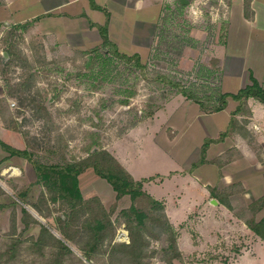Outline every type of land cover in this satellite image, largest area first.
<instances>
[{
  "label": "rangeland",
  "instance_id": "1",
  "mask_svg": "<svg viewBox=\"0 0 264 264\" xmlns=\"http://www.w3.org/2000/svg\"><path fill=\"white\" fill-rule=\"evenodd\" d=\"M220 5V0H190L187 4L170 0L160 23L157 42L143 61L144 65L116 55L110 46H101L103 51L110 50L113 58L103 70L98 62L93 64V69L86 65L88 55L83 49L57 43L47 45L41 32L31 31L30 27L14 30L12 26H3L0 118L3 126L13 134L4 141L28 150L33 159L45 163L79 160L88 157L94 148L106 149L119 160L114 149L122 150L120 140L128 129L139 121L151 120L168 98L182 94L168 80L179 79L186 87L194 81L200 87V84H217L213 77L207 79L199 74L198 69L207 62L213 64L209 44L222 38L226 28L227 17L223 16ZM7 46H12L13 54L3 58ZM126 98L127 103L123 101ZM144 129L149 127L144 126ZM153 145L151 135L137 137L136 142L125 140L122 147L129 153L132 168L137 167L145 173L170 168L167 158ZM83 172L80 181L86 200L97 196L93 192L95 188L105 193L114 192L111 184L93 167ZM129 198L131 205L132 198ZM106 200L107 205L102 202L103 208L115 221L113 240L118 242L117 226L128 218L121 210L130 205L122 207L124 204L119 203L118 198L113 200L112 196H107ZM149 200L143 195L135 203L149 216L161 214L162 209L152 208ZM103 208L91 201L70 220L68 204L53 200L47 187L37 182L32 161L25 156L11 155L0 145V264H128L121 258H111L108 252L111 243L107 241L103 245L105 252L87 259L78 249H73L74 242L68 241L73 249L68 252L49 234H41V226L45 224L55 236L63 237L60 227L65 226L83 243L87 239L83 221L91 215H102ZM61 216H65L67 222ZM148 221L152 222V217ZM147 229L155 236L161 235L157 239L158 248L152 247L157 250L153 259L157 264H202L206 260L227 261L232 255L226 253L232 243L218 247L222 244L220 240L207 252L199 251L182 258L176 256L171 262L167 258L162 260L166 257L163 247L167 244V233L160 231V225ZM196 231H192L194 238L199 236ZM242 244H245L242 238L234 243L237 248Z\"/></svg>",
  "mask_w": 264,
  "mask_h": 264
},
{
  "label": "crops",
  "instance_id": "2",
  "mask_svg": "<svg viewBox=\"0 0 264 264\" xmlns=\"http://www.w3.org/2000/svg\"><path fill=\"white\" fill-rule=\"evenodd\" d=\"M94 1L104 9L91 0H0V39L3 26L33 20L30 30L40 31L47 45L86 50L101 45L98 25L107 22L109 38L121 52L138 53L142 61L148 58L170 0ZM220 8L227 25L222 38L209 44L213 64L207 65L217 68V82L224 92L236 93L251 83V75L264 85V0H222ZM12 135L0 118V138L7 140ZM145 135L153 136V146L167 158L169 169L145 173L131 167L129 153L122 146L127 139L136 142ZM207 139L211 141L205 161L194 167ZM120 143L122 150L114 149V153L133 177H152L144 181L143 189L163 201L177 231L180 258L207 252L221 240L216 247L232 243L226 252L232 255L227 261L206 260L202 264H264V239L248 224L264 217L263 101L251 96L241 103L229 96L225 108L208 112L198 102L176 93L151 120L130 127ZM83 173L79 183L85 194L80 181ZM93 192L105 205L107 196L117 198L115 190L105 193L95 188ZM129 196L118 199L122 207L130 205ZM125 225L123 221L117 229L128 230ZM193 230L198 231V237L194 238ZM128 236L129 240L117 241L129 242V230ZM241 238L245 244L237 248L234 243ZM151 240L158 248L157 239ZM156 254L146 264H157L153 260Z\"/></svg>",
  "mask_w": 264,
  "mask_h": 264
},
{
  "label": "trees",
  "instance_id": "3",
  "mask_svg": "<svg viewBox=\"0 0 264 264\" xmlns=\"http://www.w3.org/2000/svg\"><path fill=\"white\" fill-rule=\"evenodd\" d=\"M91 1L95 7L104 9L103 6L98 5L94 0ZM32 23L33 20L16 23L12 24V28L14 30H25L29 28ZM98 27L103 40L101 45L84 50V53L88 55V60L86 61L87 66L93 69V64L98 62L103 70V68H105V66L112 61L113 58L111 51H103L101 50V46H110L113 49L112 52L116 55L123 57L126 60L134 59L138 65H144L140 54H128L121 52L118 49V46L109 38L107 22L99 24ZM5 51L12 56V46H7ZM2 57L5 58L4 55ZM198 73L203 76H207V79L210 77H213L214 80L218 79V71L216 67L202 64L198 69ZM251 80L250 84L239 89L236 93L222 91L218 82L217 84H212V86L209 84H200V87L197 85V82L194 81L191 83V86L186 87L179 79L168 81H170L172 85L176 86L178 91L188 99L198 102L204 111L211 112L225 108L229 96L240 100L241 103L251 96L264 102V85L260 84V82L253 75H251ZM23 86H27V84ZM123 101L126 103L128 102L127 98L123 99ZM210 141V139H207L204 142L202 147V158L200 161L194 163V167L205 161L204 155ZM0 145L11 155L18 154L25 156L32 161L37 171V182H41L47 187V189L51 192V198L53 200H61L63 203L68 204L71 209L69 214L70 220L75 218L79 209H84L91 201H96L102 208L104 207L99 196H94L89 200H86L83 196L79 183V175L88 167H93L94 171L99 176L105 178L112 185L116 191V197L118 199L126 194H129L132 198L131 205L121 210V212L128 217L125 221L130 235L129 242H116V240H113L116 230V226L114 225L115 222L109 218V214L106 213L104 208L102 215H91L83 221V233L87 236V239L83 243L75 239L74 234L71 233L70 230H67L65 226L60 227V231L63 234V237L61 238L55 236L49 227L42 224L41 234L44 232L49 234L52 238L57 240L65 251H73L71 245L68 243V241H72L78 249L81 250L84 257L87 259H93L94 255L99 252H105L103 245H105L104 243L107 241L108 244L111 243V248H109L108 252L110 253L112 259L121 258L128 264H146V262L157 253V250L152 248L151 238H161V235L155 236V234L151 233L152 231L150 232L151 229H147V227L160 225V231L162 233H167V244L163 247V250L166 252V257L164 259L167 258L171 262V258L180 256L177 246V231L170 223L166 213L164 212L165 206L163 201L153 198L143 189L144 181L151 179L152 177L135 179L130 171L106 149H95V151L91 152L88 157L64 164H58L45 163L33 159L28 150L14 147L6 143L1 138ZM143 195L149 197V202L151 203L152 208L162 209L161 214L158 216H149V213L146 210L139 208L136 205L135 201L137 198ZM23 210L28 213V209L26 207H23ZM149 217H152V222L148 221ZM61 218L64 222H67L65 216H61ZM248 224L264 239V217L257 222L252 220L248 222Z\"/></svg>",
  "mask_w": 264,
  "mask_h": 264
},
{
  "label": "built area",
  "instance_id": "4",
  "mask_svg": "<svg viewBox=\"0 0 264 264\" xmlns=\"http://www.w3.org/2000/svg\"><path fill=\"white\" fill-rule=\"evenodd\" d=\"M220 1L222 2V0ZM117 239L118 240H129L128 230L125 228L119 229V232L117 234Z\"/></svg>",
  "mask_w": 264,
  "mask_h": 264
},
{
  "label": "water",
  "instance_id": "5",
  "mask_svg": "<svg viewBox=\"0 0 264 264\" xmlns=\"http://www.w3.org/2000/svg\"><path fill=\"white\" fill-rule=\"evenodd\" d=\"M180 1H181L182 4L190 3V0H180ZM3 55L5 56V58H7L9 56L7 51H4ZM94 149H96V148H94Z\"/></svg>",
  "mask_w": 264,
  "mask_h": 264
},
{
  "label": "bare ground",
  "instance_id": "6",
  "mask_svg": "<svg viewBox=\"0 0 264 264\" xmlns=\"http://www.w3.org/2000/svg\"><path fill=\"white\" fill-rule=\"evenodd\" d=\"M15 171L18 172V169H16Z\"/></svg>",
  "mask_w": 264,
  "mask_h": 264
}]
</instances>
